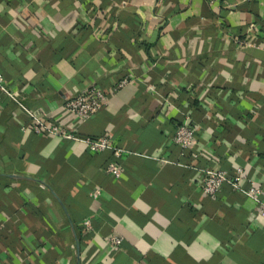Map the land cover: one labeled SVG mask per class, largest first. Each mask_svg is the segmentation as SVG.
<instances>
[{
  "label": "crops",
  "instance_id": "obj_1",
  "mask_svg": "<svg viewBox=\"0 0 264 264\" xmlns=\"http://www.w3.org/2000/svg\"><path fill=\"white\" fill-rule=\"evenodd\" d=\"M0 71V264H264L258 205L202 191L206 169L264 190V0H0ZM93 86L108 102L78 121Z\"/></svg>",
  "mask_w": 264,
  "mask_h": 264
},
{
  "label": "built area",
  "instance_id": "obj_2",
  "mask_svg": "<svg viewBox=\"0 0 264 264\" xmlns=\"http://www.w3.org/2000/svg\"><path fill=\"white\" fill-rule=\"evenodd\" d=\"M125 83L126 81L121 82L115 90L124 86ZM0 89L10 97L14 98V94L6 86L5 76L1 71ZM107 102V93H105L102 88L93 86L70 99L65 104V110L72 114L78 121L84 122L89 120L94 114L101 110L107 104ZM28 113L32 118V123L29 125V130L36 134H47L52 137L56 136L85 142L88 144L90 149L95 152H101L112 147L107 137L82 138L70 132L59 122H53L50 118L38 116L30 111H28ZM194 138L195 130L188 123H184L177 127L174 135V142L181 148L188 149ZM115 154L119 156L121 154L120 150H115ZM107 171L115 177L121 176L122 173L120 166L116 163H111L108 166ZM239 181L240 178L238 176L231 177L225 171L206 169L202 184V191L206 194L214 196L220 192L223 185L230 184L234 189L242 191L247 198L253 200L258 205V215L260 219L264 221V190L256 187L254 184H252L249 189H242L239 186ZM99 194V190H96L94 196L98 197ZM85 224L87 227H89L90 222L86 221ZM111 243L113 246L118 247L121 245L122 239L113 236L111 238Z\"/></svg>",
  "mask_w": 264,
  "mask_h": 264
}]
</instances>
